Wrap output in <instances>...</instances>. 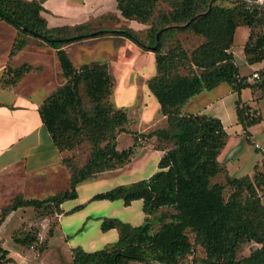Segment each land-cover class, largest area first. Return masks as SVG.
<instances>
[{
    "label": "trees",
    "instance_id": "obj_1",
    "mask_svg": "<svg viewBox=\"0 0 264 264\" xmlns=\"http://www.w3.org/2000/svg\"><path fill=\"white\" fill-rule=\"evenodd\" d=\"M156 1L119 0V6L124 17L136 16L145 21L150 17ZM12 2L21 6L16 0ZM215 2L184 0L185 7L173 14L172 20L188 24L159 28L149 44L144 45L128 29L53 36L42 30L45 23L38 17L41 10L39 6L25 5V14L20 15L9 8V0H0V20L17 31L10 55H15L25 47L22 37L30 36L55 50L63 77L67 79L66 84L57 93L47 97L39 109L41 122L58 150L59 132L78 131L65 117L69 108L81 105V84L96 108L94 119L83 116L85 128L102 133L106 125L120 127L126 120L124 113L117 112L112 116L103 106L112 88L107 66L99 63L85 64L77 70L62 50L63 46L112 35L125 38L155 55L156 74L148 80L147 89L156 99L167 126L147 134V137H155L162 142L170 141L172 148L160 158L158 171L148 179L116 186L94 195L90 201H122L125 207L133 201H141L142 212L146 216L161 208H172L175 213L169 216L170 221L166 223L162 221L165 214H161L157 218L161 225L155 232L148 218L139 226H131L115 218H103L100 220L101 232L116 230L117 241L94 252L73 248L72 264H131L133 261L142 264H179L194 250L187 232L194 234L195 244L204 250L202 264H264V206L261 203L262 194L259 195L260 190L264 191V167L260 164L253 178H227L226 185L234 191L225 201L224 186L211 182L220 172L217 158L225 146V129L217 118L182 113L183 106L191 98L225 83L238 96L234 102L237 123L247 138L251 136L248 129L262 120L261 115L252 110L249 104L242 102L240 93L244 89H252L258 93L255 101L261 98L264 93V69L255 72L259 74L256 82H250L248 77H240L229 50L237 28L260 27L262 32L256 35L252 45L250 33L243 52L249 64L264 60V11L250 13L242 6L224 8L214 6ZM199 7L204 12L196 13ZM173 30H191L207 39L204 45L193 52L191 58L193 66L201 70L199 74L192 73L185 77L173 75L171 61L176 55L183 56V52H161L162 37L171 34ZM22 72V68H8L5 74L18 80ZM13 79H9L12 82L3 80V84L15 83ZM122 132L125 131L120 128L110 134L109 146L92 150L86 164L71 175L68 190L42 200L18 197L12 205L1 211L0 220L26 207L34 210H51L53 207L60 212L61 204L77 197L76 189L80 183L128 160L130 151L118 152L115 149V136ZM242 193H246L245 199H241ZM80 208L82 206L74 210ZM54 231H48L49 239ZM14 242L31 246L34 240L29 234L23 239L15 238ZM245 243H252L256 248L245 258L237 259V251ZM6 255L7 252L0 247V264L10 261Z\"/></svg>",
    "mask_w": 264,
    "mask_h": 264
},
{
    "label": "rangeland",
    "instance_id": "obj_2",
    "mask_svg": "<svg viewBox=\"0 0 264 264\" xmlns=\"http://www.w3.org/2000/svg\"><path fill=\"white\" fill-rule=\"evenodd\" d=\"M16 1L21 6L9 0V8L16 13L18 12L20 15L25 14V5L39 6L41 10L38 13V17L44 20L45 23V27L42 30L53 36H69L97 30L128 29L136 35L140 42L146 45L149 44L155 31L159 28L185 26L188 24V22H176L172 20L173 14L179 12L182 7H185L183 4L184 0H157L153 5L150 17L145 21H142L136 16L131 18L124 17L120 10L119 0ZM214 6L229 7L227 3L220 1L215 2ZM195 12L202 13L204 10L199 7ZM260 32H262L260 27L251 29L247 27L237 28L234 34L233 44L229 50L237 66L239 76L248 77V80L252 83L256 82V80H251L252 72L261 65L259 63L249 64L244 55L243 48L248 39V34L250 35L251 33L250 45H252L256 35ZM22 38L25 47L20 50L24 53L23 63L19 66L23 71L20 78L26 75H43L46 78L44 86L48 89V97H50L57 93L67 82L59 67L55 50L30 36ZM206 42L207 39L204 36L196 35L191 30H173L171 34L163 36L161 46V52L163 54H178L179 52H183L184 54L183 56L176 55L172 59L173 75L185 77L192 73L199 74L201 70L193 66L191 58L193 52ZM62 50L77 70L85 64L99 63L107 66L112 79V88L110 96L104 101L103 106L106 108V112L112 116H115L117 112L124 113L126 120L120 127L113 128L110 125H106L102 133L85 128L83 116L94 119L96 108L86 95V89L83 84H81L79 86L81 105L80 107L69 108L65 117L78 131L59 132L60 148L57 150L61 155V161L57 166V173L47 175L46 177H52L55 185L52 188H48L46 192H39L32 195V198L17 193L13 188L22 187L23 185H35L34 182L30 184V180L24 175L22 168H18L15 175L16 179L14 178L16 181H12L14 183L7 182L3 187L5 190L0 189V211L12 205L18 197L42 200L68 190L71 175L86 164L94 148H105L109 146L110 134L117 132L120 128L125 132L115 136V149L118 152L130 151L128 160L122 164H117L114 169L101 171L95 174L94 177L80 183L77 187L86 183L91 184L95 180L97 181L96 184H92V186L81 191L80 198L82 197L84 199L89 195L93 197L96 194L106 192L119 185L145 180L158 171V154L161 158L167 150L172 148L170 141L162 142L158 141L155 137H147V134L167 126L166 119L162 121L164 116L160 112L156 99L147 89L148 80L156 74L155 55L152 52L143 50L137 44L125 38L112 35L85 39L63 46ZM12 77L11 75H6L4 82H12L10 81L13 79ZM13 80L14 82L18 81L17 79ZM14 84L10 83V85ZM223 86L222 90L226 91L229 85L224 83ZM240 98L244 102L249 101L252 110L260 114L262 120L259 124L253 126V139L251 140L244 134L243 137H238L236 132H240L238 131L236 121H233L236 119L234 112L231 120H229L228 114L225 116V120L223 119L227 125L225 130L227 137L225 146L217 158L220 172L211 182L212 184H221L224 186L223 197L225 201L234 191L232 187L226 185L227 178H241L244 176L253 178L256 168L260 164L261 167H264V161L261 155L253 148L254 143L264 147V93L261 98L253 102L251 101V92L244 89L242 90ZM234 100L235 98L232 96L224 99L225 108L228 112L231 110L234 111ZM239 143L242 146L241 151L237 155L232 156V153H234L233 150L236 149ZM44 180H46L45 177L39 175L36 184L38 186L44 184ZM263 193V190L259 191V195L262 194L261 203L264 206ZM245 197L246 193H242L241 199H245ZM91 198L89 199L86 210H90L93 213L97 212L99 216H104L105 218H115L131 226H139L143 224L145 218H148L153 232L157 231L161 225V222L157 219L161 214H165L162 221L166 223L170 221L169 216L175 213L172 208H161L150 216L143 215L144 217H142L137 212L139 211L142 214L141 208H136L137 205H132L130 208H127L123 205L122 201L108 203L106 201H90ZM136 204L140 205L141 202ZM16 211L18 213H16L12 220L7 235L5 237L0 236V244L5 241H8L11 245L12 243L16 244L14 242L15 238L23 239L30 234L34 242L31 246H23L30 253V255L25 254L23 256L27 261L32 259L38 264H44L46 262V264H71V261L67 263L66 257L64 258L62 255L63 252H61L62 247L60 245L64 244V241L70 243L73 247H75L74 244L77 245L76 248H80L84 252H94L114 244L118 239L117 237H111L109 234L103 235V238H96L93 230L90 232L87 229L89 226L93 227L94 224L86 223L83 229L84 231L77 234H68L67 239L56 233L54 243L57 246H53L48 250L46 246L49 240L47 234L49 230L54 231L59 224L58 220L61 210L58 212L53 207L51 210H34L32 207H26ZM72 213L62 218V225L67 226L74 223V226H82L84 219L81 221L78 215H71ZM11 214L9 213L8 217ZM43 224H45V227ZM96 226L100 230V222ZM40 230H45L43 236L40 235ZM65 231H68L67 228ZM91 233L94 238V246L92 248L88 244V236ZM187 236L190 243L193 244L194 250L191 255L182 259L179 264H202L205 258L204 250L195 244L194 234L187 232ZM254 248L256 246L252 243L243 244L239 247L236 258H245ZM131 264L142 263L133 261Z\"/></svg>",
    "mask_w": 264,
    "mask_h": 264
},
{
    "label": "crops",
    "instance_id": "obj_3",
    "mask_svg": "<svg viewBox=\"0 0 264 264\" xmlns=\"http://www.w3.org/2000/svg\"><path fill=\"white\" fill-rule=\"evenodd\" d=\"M16 36L17 31L11 25L0 20V189L5 190L3 189L5 184L7 182L14 181L16 179V170L18 168H22L24 175L30 180V184L34 182L35 185H23L22 187H15L13 189L17 191V193L31 197L39 192H46L48 188H52V186L55 185L52 177H46L47 175L57 173L56 170L61 161V155L53 145L50 135L44 128L39 117V107L49 95L48 89L44 86L46 78L43 75H26L15 82L14 85L3 84V80L6 77V70L8 68L17 69L23 63V51H19L13 56L10 55ZM259 64L261 66L254 69L252 73L259 72L264 69V60L259 62ZM223 84L224 83L218 85L210 91H203L191 98L183 106L182 113L193 115L199 114L217 118L221 121L224 129L226 130L227 125L223 119L225 120V116L228 114V118L231 120V116L234 112L236 119L233 121H236L237 123L235 109L234 111L231 110L228 112L225 108L224 99L228 96H232L235 98V102L238 96L235 92H233L230 86H228L226 91L222 90V87H224ZM246 90L251 92V101L255 102V97L258 93L252 89ZM241 95L242 91L240 93V97ZM244 103L251 106L249 101ZM164 119L165 117L162 118V121H164ZM237 125L240 133H236L238 134V137H243L242 128L238 123ZM252 129L253 127L248 129L251 135V140L253 139ZM237 147L233 150L234 153H232V156L237 155L241 151L242 146L240 143ZM159 159L160 156L158 154L157 160L159 161ZM228 159L227 161H229ZM39 175L41 177H45L46 180H44V184L38 186L36 182ZM96 182L97 181L95 180L92 181L91 184L86 183L80 185L76 189L77 197L60 205L61 214L58 220L59 224L56 226L53 236L47 241L46 246L48 247V250L53 246H57L54 243L56 233L67 239L68 234H77L84 231L83 229L86 223L94 224L93 227L89 226L87 229L90 232L93 230V234H95L96 238H103V235L105 236L107 234L111 235V237L113 236L118 238V232L116 230H109L104 233L101 232V230H98L96 224H99L101 220L99 218L105 217L99 216V213L97 212L93 213L90 210H86L87 205L89 204V199L92 196L89 195L84 199H82V197L80 198V192L84 191L89 186H92V184H96ZM20 183L18 184L20 185ZM106 202L109 203V201ZM138 202L141 201H133L127 208H130L132 205H137L136 208L138 209L140 207L142 210V202L140 204L141 206L136 204ZM78 206H82V208L75 211L74 208ZM137 212L144 217L143 212L142 214L139 211ZM16 213H18V211H14L11 216L8 217L7 215L2 219L0 222V236L5 237L7 235ZM69 213H72L71 215H78L81 221L84 219L82 226H74V223L63 226L62 218L68 216ZM43 226L45 227V224H43ZM66 228L68 231H65ZM44 231L45 230H40L41 233H39L41 236L45 234ZM88 238L89 247L92 248L94 246L92 233L88 236ZM74 246L75 247L65 241L64 244L60 245V247H62V255L64 258L66 257L67 263L71 261L72 264L71 250L76 248L77 245L74 244ZM0 247L7 252L6 258L10 260L5 264H38L32 259L29 261L25 260L23 256H25V254L30 255L29 250H27L26 247L13 243L11 245L8 241L1 243Z\"/></svg>",
    "mask_w": 264,
    "mask_h": 264
},
{
    "label": "built area",
    "instance_id": "obj_4",
    "mask_svg": "<svg viewBox=\"0 0 264 264\" xmlns=\"http://www.w3.org/2000/svg\"><path fill=\"white\" fill-rule=\"evenodd\" d=\"M228 4V8L235 6H242L247 12L258 13L264 11V0H216ZM258 74L253 73L251 80H258ZM254 150L258 151L261 157L264 158V147H261L259 144H253Z\"/></svg>",
    "mask_w": 264,
    "mask_h": 264
}]
</instances>
